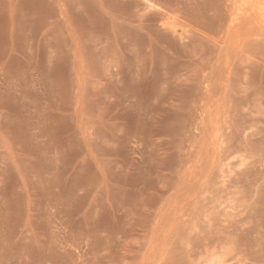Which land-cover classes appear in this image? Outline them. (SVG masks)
<instances>
[{
    "label": "rangeland",
    "instance_id": "obj_1",
    "mask_svg": "<svg viewBox=\"0 0 264 264\" xmlns=\"http://www.w3.org/2000/svg\"><path fill=\"white\" fill-rule=\"evenodd\" d=\"M0 264H264V0H0Z\"/></svg>",
    "mask_w": 264,
    "mask_h": 264
}]
</instances>
